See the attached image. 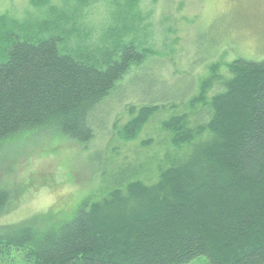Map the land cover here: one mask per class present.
I'll return each instance as SVG.
<instances>
[{
    "label": "trees",
    "instance_id": "trees-1",
    "mask_svg": "<svg viewBox=\"0 0 264 264\" xmlns=\"http://www.w3.org/2000/svg\"><path fill=\"white\" fill-rule=\"evenodd\" d=\"M6 23L1 18L0 153L43 131L91 142L100 106L146 55L132 41L102 57L76 52L55 33L32 36ZM229 71L225 78L216 66L202 84L207 122L191 127L177 115L163 124L176 147L192 149L171 159L157 184L133 181L89 198L67 221L60 212L4 227L0 264H264V61L237 59ZM154 106L138 111L127 137L163 110ZM12 200L0 188V215Z\"/></svg>",
    "mask_w": 264,
    "mask_h": 264
},
{
    "label": "rangeland",
    "instance_id": "rangeland-1",
    "mask_svg": "<svg viewBox=\"0 0 264 264\" xmlns=\"http://www.w3.org/2000/svg\"><path fill=\"white\" fill-rule=\"evenodd\" d=\"M40 3L0 0V25L6 18L7 29L32 36L52 32L62 38L64 48L101 57L132 41L147 59L133 66L100 106L91 142L80 144L43 131L15 139L0 153V188L13 197L0 215V232L51 213L64 212L61 221H67L87 199L102 200L133 181L157 184L171 159L192 149L176 147L174 135L163 124L186 115L191 127L203 125L210 112L204 110L208 102L201 101L202 84L212 70L219 66L228 78L229 65L237 59L264 61V0ZM219 87L206 91L203 99L210 100ZM148 105L163 110L136 136L127 137L126 125ZM19 259L15 264H24Z\"/></svg>",
    "mask_w": 264,
    "mask_h": 264
}]
</instances>
